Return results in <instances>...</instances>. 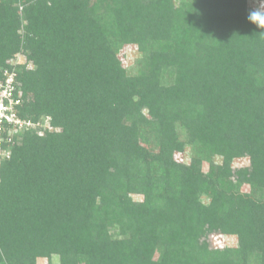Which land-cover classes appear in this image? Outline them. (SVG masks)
<instances>
[{"label":"trees","instance_id":"1","mask_svg":"<svg viewBox=\"0 0 264 264\" xmlns=\"http://www.w3.org/2000/svg\"><path fill=\"white\" fill-rule=\"evenodd\" d=\"M248 16L247 0H0V85L13 75L30 124L4 125L0 264H264V28Z\"/></svg>","mask_w":264,"mask_h":264},{"label":"rangeland","instance_id":"2","mask_svg":"<svg viewBox=\"0 0 264 264\" xmlns=\"http://www.w3.org/2000/svg\"><path fill=\"white\" fill-rule=\"evenodd\" d=\"M257 7L256 5V0H247V9L250 14L251 11H253ZM264 7V5H262ZM118 56L120 60L122 61L123 65L125 68H127V71L129 74L136 75L139 73V68H140V61L142 60L143 54L140 51V46L138 44H127L122 46L120 49ZM26 63V59L20 55L17 56L12 61H8V65L12 68L13 72L17 71V68L20 65H23ZM28 68H32V64L28 63ZM50 119H46L45 122L49 121ZM37 124L41 125L42 122H38ZM38 126V125H37ZM148 149L152 150L153 145L152 144H144ZM185 156V157H184ZM181 156L179 154L176 155V159L179 162H187L188 156L184 155ZM215 161L221 163V157H215ZM189 161V160H188ZM239 164L244 163V160H238L237 161ZM204 166L208 167L207 164ZM241 191L243 192H248L249 187L247 186H242ZM134 200H140L141 196L140 195H133ZM238 245V240L236 236H226V238L222 237H214L213 241L210 242V246L212 250H218V249H223L226 247H236ZM38 264H60L59 257H54L51 261L48 259H41L38 261Z\"/></svg>","mask_w":264,"mask_h":264},{"label":"built area","instance_id":"3","mask_svg":"<svg viewBox=\"0 0 264 264\" xmlns=\"http://www.w3.org/2000/svg\"><path fill=\"white\" fill-rule=\"evenodd\" d=\"M13 75L7 76L5 84L0 85V164L2 158H9L10 153H2L3 136L5 134V124L11 129H23L30 124L21 120L17 115V105L20 101L14 97ZM12 130V131H13Z\"/></svg>","mask_w":264,"mask_h":264},{"label":"clouds","instance_id":"4","mask_svg":"<svg viewBox=\"0 0 264 264\" xmlns=\"http://www.w3.org/2000/svg\"><path fill=\"white\" fill-rule=\"evenodd\" d=\"M257 7L250 12L248 20L257 28H264V0H256Z\"/></svg>","mask_w":264,"mask_h":264}]
</instances>
